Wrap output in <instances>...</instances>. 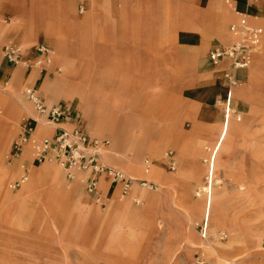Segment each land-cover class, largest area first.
I'll return each mask as SVG.
<instances>
[{"label": "rangeland", "instance_id": "rangeland-1", "mask_svg": "<svg viewBox=\"0 0 264 264\" xmlns=\"http://www.w3.org/2000/svg\"><path fill=\"white\" fill-rule=\"evenodd\" d=\"M253 1L264 4V0ZM154 2L171 4L166 7L164 15L167 22L172 20L171 11L178 9L174 0H148L147 7L134 5L121 9L114 18L116 26L112 31L108 26V31L103 34L100 28L104 23L106 29V17H101V8L95 4L89 10L88 49L66 47L70 56L76 57L79 71L66 74L65 70L55 66L52 67L54 76L48 80L49 85H32L45 103L67 105L95 135L109 139L110 144L102 156L105 164L132 177L122 167L129 163L139 172L135 179H146L151 182L150 186L134 184L130 194L121 199L115 191L108 189L103 205L83 195L84 173L72 168L74 178L69 180L55 159L37 162L31 142L21 139V127L29 119L36 121L35 138L40 140L53 131L54 124L47 125L46 119L32 111L26 100V83H33L34 78L30 77L24 83L19 78L15 86L11 81L0 82V264H246L249 261V264H261L257 260L259 256L264 257V49H261L264 36L248 67L235 70L239 77L233 95V110L238 116L236 122L244 120L243 107L237 95L241 89L248 90L250 101L246 107L249 111L245 128L240 133H231V150L221 155L227 163H219L217 167L213 156L209 162L208 143L204 142L210 137L208 129L203 127L204 121L197 119L199 108L206 106L207 99L214 96L203 92L207 91L206 86L213 81L214 75L204 56L210 42L203 49V60L197 69L188 66L185 72L172 70L165 75L161 72L158 57L167 43L164 38L166 29L156 23ZM79 4H84L83 0L77 2L75 13L77 20L81 21L87 7L84 4V11L80 13ZM233 21H228L227 25ZM126 36L131 37L130 42ZM5 43L12 42H2L0 51ZM51 49L55 52L54 48ZM131 57L143 61H137L135 67L132 66L136 69L125 72L120 82L126 88L141 91L136 95V101L140 102L137 106H152L139 116L133 115L130 120L134 124L125 117L115 118V115L127 111L132 98L117 95V89L113 88V96L106 95L107 100L100 99L92 92L96 82L90 89L82 85L83 70L98 68L100 59L104 58L103 63H106L110 58L128 60ZM185 62L189 64L190 58H185ZM251 69L254 70L255 81L250 87ZM86 72L89 75L104 74V71ZM145 75L149 79H143ZM164 80L170 82V88L164 89ZM109 84L107 81L100 87L108 92ZM71 86L79 88L85 98L81 100L78 95L74 96ZM162 92L167 93L166 103L155 104ZM219 96L222 98V93ZM221 98L218 97L212 107ZM172 111L183 114L173 119L168 115H172ZM109 124L110 129L107 127ZM47 128L52 131L47 133ZM7 130L9 138L2 143ZM196 141L200 142V150L195 146ZM152 144H160L161 151L151 154L147 147ZM180 147L183 160L193 157L197 162L210 166L211 171L204 172L200 182L185 175L180 191L189 194L195 191L193 195H156L157 204L147 205V197L143 194L158 186V182L148 176L149 171L158 163L162 175L176 173L182 165L178 153ZM169 152L176 160L174 171L164 165ZM145 157L150 159L147 173L143 165ZM45 164H51L56 183L45 174ZM208 176V192H202L200 187ZM28 182L32 184L30 192L17 194ZM53 185H57L61 192L53 193ZM76 187L82 195H77ZM198 190L201 193L196 194ZM10 194L17 196L9 205L11 207L4 210L5 195ZM212 196L221 199V206L218 204L209 209L206 204ZM110 200L119 203L128 200L137 210L126 214L119 207V218L106 220ZM187 204L188 208L194 204L202 207L200 222L185 207ZM42 207H46L52 216L56 232L49 229L45 217L37 213ZM93 209H98V213L89 216ZM160 219H164L161 224ZM202 226L206 230L205 236H202ZM256 241L259 249L255 247Z\"/></svg>", "mask_w": 264, "mask_h": 264}, {"label": "crops", "instance_id": "crops-1", "mask_svg": "<svg viewBox=\"0 0 264 264\" xmlns=\"http://www.w3.org/2000/svg\"><path fill=\"white\" fill-rule=\"evenodd\" d=\"M78 1L79 0H0V44L4 41L17 44L27 50L28 56L30 58H34L35 55L34 47L38 44H44L50 48L55 49V52L51 49L53 52V56L51 57L50 63L44 65L41 68H32V69H28L23 66L10 65L3 58L2 49H1L0 51V82L1 83L11 81V83L15 86L19 78H20L19 80L23 82L24 80L28 81L29 78L32 77V79L34 78L33 83L28 81L26 83V87H27L26 90L30 88L38 93V91L34 89L32 85L39 84L40 87L43 85H47L49 83L48 80L52 79L54 76L52 67L58 66L61 69L65 70L66 74H73L79 71L76 68L77 66V60H75L76 57L70 56L66 47L73 46L80 50L83 49V51H86L88 49L90 42L88 39V29H89L88 20L90 16L89 10L92 7H95L94 6L95 4H97L98 7L101 8L100 9L101 17L102 18L106 17L105 18L106 29L104 30L103 27L104 23H102L100 28L101 34H103L104 31H108L107 30L108 26L110 28V31H112L111 29H113V27L116 26L117 24L114 18H116L118 14H120L121 9L125 7H132L134 5L138 7H144V6L147 7L148 5V0H141V1L140 0L139 1L83 0L84 4L87 7V12L83 16L82 20L79 21L75 16L76 5ZM134 1H137V3H133ZM174 2L176 3L178 9L176 10V12L171 11L172 20L168 19V22L165 19L164 12L166 13L167 10L166 7H168V5L171 6V4L167 5L166 2H163V4H155L154 2V17L156 19V23L160 26H163V28L166 29L167 31V33L166 31H164V35H165L164 38L166 39L167 43L165 45V49L161 53H159L160 55L158 57L159 62L157 61L158 64L160 65V69L162 70L161 72L165 73V75L171 73L172 70L174 71L181 70L185 72V69H187L188 66H190L191 68L192 67L196 68L197 66L199 67L201 61L203 60L202 59L203 49H205V46L209 42H210V46L204 52V56L206 57L207 60H208L207 53L212 45L229 44L233 40V36L229 32L228 27L233 23H237L243 15L247 17V21L250 25L261 27L264 30V4H256L255 1L253 0H174ZM42 3L44 4V7L46 8L47 11L46 16H42L40 14ZM84 4L78 5V9L79 8L81 9L80 13L84 11ZM30 9H32L33 11ZM169 16H171V14ZM228 21H233V22H230L227 25ZM29 25H31V28ZM100 38L102 39V35L100 36ZM103 38H105V36H103ZM125 38L129 40V42L131 41L130 40L131 37L126 36ZM109 46H112V44H110ZM262 47L264 49V42L261 45V49ZM187 57L190 58L189 64L185 62V58ZM103 59L104 58L99 60L98 68H90L83 70L85 72L82 75V79H83L82 85L86 87V89H90L91 84H93V82H96L94 86L95 88L92 92L100 99L107 100L108 97H105L106 95H109L110 97L113 96L114 94V92L112 91L113 88L117 89V95L125 96V98H129V99L132 98L133 101L127 104L128 105L126 107L127 111L122 115H115V118L119 119L120 117H125V119L128 120L130 124H134L130 120L132 119V116L133 115L139 116L141 113L145 111V109L148 110L152 109V106L151 105L137 106L138 105L137 103L140 102L136 101L138 100L136 95L138 96L141 93V91L139 90L140 91L139 92L134 89L126 88L127 86L124 83L120 82V80L121 78L122 79L124 78L125 72L136 69V68L135 69L132 68V66L135 67V64L138 63L137 61H143V60H137V58H132V57L129 58L128 60L123 58H119L120 60L115 58L113 59L110 58L108 59V62L103 63ZM156 60L157 59H155L154 61ZM125 63L126 65L123 66ZM225 66H226L225 63H223L221 67H214L211 65L213 69L212 72L214 73V75H212L213 81L208 83V86H206L208 87L207 91H203V92L204 95L213 94L214 96L213 98H210L212 97L211 95L207 99L208 103L206 102V106L204 107L201 106L197 113V119L202 122L204 121L203 127L208 129V134L210 135V137L205 139L204 142L208 143L206 149L207 151H210L212 153V156L215 158L217 167L219 163L221 164L227 163L222 159L221 155L223 152H229L231 150L229 146L231 133L232 132L240 133V131H242L245 128V123H246L245 120L248 113L247 111H249L246 105L250 101L248 90L241 89L238 91L237 93L238 100L243 107L242 114L244 120L242 123L236 122L238 118V116H236V112L235 114H228V116H226L225 110H220V108L225 107L227 92L229 91V87H227L223 81V69L225 68ZM45 67H46V71H44ZM89 70L100 71V72L104 71V74L90 73L89 75L86 72ZM117 72H123V73L119 74ZM234 74L239 82V77H237V72L234 71ZM254 76H255L254 70L251 69L250 82H249L250 87L252 86L253 81H255ZM203 77H206L207 79L209 78V76L206 75H203ZM143 79H149V76L145 75ZM107 81L110 82L107 88L108 92L103 91L101 88L102 84H104ZM164 83H165L163 85L164 89L170 88V82L168 80L166 81L164 80ZM97 87L100 88V90H98ZM235 88L236 86L231 89L232 108H233V95ZM71 90L74 92V96L78 95L79 98H81V100L85 98L84 97L85 95L81 94V90L79 88H76L75 86H71ZM220 93H222V98L221 96H219ZM80 95H82V97H80ZM166 95H167L166 92H162L160 100L158 102H155V104L166 103L167 101ZM218 97H220L222 100H220L215 107H212L214 106V101L217 100ZM48 104H60V103H48ZM60 105H65V104H60ZM70 111H71V118L68 126L71 127L76 124V118H78L79 116H74L73 111L72 110ZM171 113L172 115L171 114L168 115H170L171 117L173 116L172 118L176 119L178 118V115L181 114L182 112L177 114L174 111H172ZM234 116H236V119L234 118ZM79 119L81 126L86 131H88V133L91 136L108 139L107 137H100L95 135L93 131L87 128L86 125L82 124V120L80 117ZM107 127L110 129L111 125L109 124L107 125ZM46 130L47 133H50L52 131L51 128L49 129L47 128ZM54 131L55 130L53 128L51 135H53ZM6 134L9 138L8 130ZM51 135H47V136H51ZM211 135L213 137H211ZM199 144H200L199 141L195 142V146L197 147V150H200V147H198ZM147 149L151 154H157L159 151H161L162 148L160 144H152L150 147H147ZM178 153L180 159L182 160V165L176 173L172 175H162L158 169V163L155 164V168L153 167V169L149 171L148 176L155 179L158 182V186L156 188H152L148 191H145V193L143 194L146 195L147 197V203L151 202L154 205H156L158 202V197L156 195H193V192L195 191H192V193L190 194L180 191L181 184L183 182V179L185 178V175H188L194 178L197 182H200L203 173L206 171H211L210 166H208L206 163L201 164L197 162L193 157L189 159L185 158L183 160L182 157L183 150L181 147L178 148ZM146 158L147 157H145L144 159ZM122 167H124L126 171L132 175V178H135L134 176L139 175L138 170L129 163L124 164ZM149 167L150 165L148 166L144 165L145 173L148 172ZM44 172L52 182L56 183L55 181L56 174L51 168V164H45ZM140 180H146V179H140ZM31 189H32V184L31 182H28L26 184H23L21 189H19L16 193L17 194H22L25 192L28 193L30 192ZM75 189L77 195H82L79 188L76 187ZM108 189L115 191L116 195H119L120 199L125 197L120 195V190L118 187H114L110 185L108 181L103 179L100 181V190L103 194L104 200L108 194L107 193ZM51 190L53 193L61 192L58 189L57 185H53ZM127 194H130V191ZM83 195H86L84 190H83ZM16 196L11 194L5 195L4 198L5 204L3 205L2 208L4 210H7L8 206L11 205V203H13V200L16 198ZM86 196L89 197L88 195ZM117 205L126 214H129L132 211H136L133 208V206H131L128 200L127 201L123 200L122 203H119L115 200H110L107 209L113 211V209H115L114 207ZM188 206H189L188 204L185 205L186 208H188ZM188 209L192 214H194L195 217H197L199 221L202 219L203 217L202 207H198L196 204H194L192 207ZM97 212L98 209H93L91 210V212H89V216H92L93 214H97ZM37 213L45 217L46 223L47 225H49V229L53 230L54 232L57 231L53 218L48 212V209L46 207H42L41 209L38 210ZM160 220L161 221H159V223L162 222L164 219H160ZM0 230H1V226H0ZM249 262H246V264H249ZM257 262L264 264V257L259 256ZM242 264L245 263L243 262Z\"/></svg>", "mask_w": 264, "mask_h": 264}, {"label": "built area", "instance_id": "built-area-1", "mask_svg": "<svg viewBox=\"0 0 264 264\" xmlns=\"http://www.w3.org/2000/svg\"><path fill=\"white\" fill-rule=\"evenodd\" d=\"M228 30L233 40L227 45H212L207 53L212 66L221 67L223 63L226 65L223 69V81L229 87L225 102L226 116L235 114L231 106V89L238 84L234 71L248 67L264 35L263 28L250 25L245 15L237 23L229 25ZM34 51V58H30L27 50L19 45L5 43L2 47L3 58L10 65L32 69L50 63L53 56L50 47L38 44ZM26 100L38 116L46 119L47 125L54 124L55 131L51 136L36 139L33 137L36 121L29 119L21 127V139L31 142L32 154L37 162L55 159L63 167L69 180L74 178L72 168L84 173L86 177L84 192L93 201L104 204L100 190V181L103 179L110 185L118 187L121 196H125L134 184L139 187L151 185V182L132 178L119 168L105 164L102 156L110 144L109 139L91 136L81 126L79 117L76 118L75 125L68 126L71 111L66 105L45 103L40 95L30 88L26 90ZM143 162L145 166L150 165L147 158ZM164 165L170 171L176 169V160L171 152L167 154ZM201 231L202 236H205L206 230L203 226ZM262 243L264 245V237Z\"/></svg>", "mask_w": 264, "mask_h": 264}, {"label": "bare ground", "instance_id": "bare-ground-1", "mask_svg": "<svg viewBox=\"0 0 264 264\" xmlns=\"http://www.w3.org/2000/svg\"><path fill=\"white\" fill-rule=\"evenodd\" d=\"M33 2V1H32ZM30 3H31V1H30ZM32 5H33V3H32ZM75 5V4H74ZM31 7V6H30ZM30 10H32V9H30ZM33 11V10H32ZM40 14L42 15V16H46V14H47V11H46V8L44 7V4L42 3V6H41V12H40ZM33 17V16H32ZM31 19V18H30ZM32 21V20H31ZM31 23V22H30ZM30 26V28H31V25H29ZM32 36V35H31ZM222 105V104H221ZM220 110H225V107H222V108H220ZM232 114V113H231ZM6 134V133H5ZM7 139H8V136H7V134L4 136V138H3V140H2V143H4L5 141H7ZM0 147H1V145H0ZM208 154H209V156H208V158H209V162H211V158H212V153L209 151L208 152ZM209 178H210V176H208L207 178H205V182L203 183V186L202 187H200V189H201V191L202 192H208V187H209V184L208 183H210V181H209ZM26 184V183H25ZM199 193H201L199 190H198V193H196V194H199ZM220 201H221V199L220 198H218L217 196H212L211 198H210V200H209V202H208V204H206L207 206H209V209H211V207L213 206H217L218 204L220 205ZM223 201V200H222ZM153 203H151V202H148L147 203V205H152ZM218 205V206H219ZM221 206V205H220ZM205 207V206H204ZM115 209H113V211H108L107 212V214H106V220H109V221H112L113 219H116V218H119L118 216H119V214H120V211H119V207L118 206H115L114 207ZM134 208V207H133ZM221 208V207H220ZM135 210H137V208H134ZM98 213V212H97ZM207 214H210V212H208ZM100 214H98V215H96L95 217H97V216H99ZM205 221V220H204ZM198 222H200V221H198ZM195 223V222H194ZM206 223V222H205ZM183 224V223H182ZM188 224V223H187ZM194 227H195V225H194ZM193 233V232H192ZM186 240V239H185ZM179 245V244H178ZM181 245V244H180ZM255 247H258L257 249H259V243H258V241H256V245H255ZM256 251V250H255ZM221 261H223V260H221ZM233 261V260H232Z\"/></svg>", "mask_w": 264, "mask_h": 264}]
</instances>
